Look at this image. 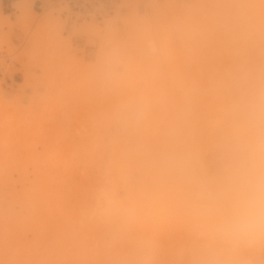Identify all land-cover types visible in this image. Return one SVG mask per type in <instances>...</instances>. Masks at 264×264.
I'll list each match as a JSON object with an SVG mask.
<instances>
[{
	"label": "bare ground",
	"instance_id": "bare-ground-1",
	"mask_svg": "<svg viewBox=\"0 0 264 264\" xmlns=\"http://www.w3.org/2000/svg\"><path fill=\"white\" fill-rule=\"evenodd\" d=\"M36 1L11 6L24 30L41 14L27 41L38 47L0 49L2 78L26 63L24 112L0 86V264H207L213 252L264 264V249L221 251L188 211L189 179L217 167L237 82L264 70V0H75L64 59L41 38L66 26V1Z\"/></svg>",
	"mask_w": 264,
	"mask_h": 264
},
{
	"label": "clouds",
	"instance_id": "clouds-1",
	"mask_svg": "<svg viewBox=\"0 0 264 264\" xmlns=\"http://www.w3.org/2000/svg\"><path fill=\"white\" fill-rule=\"evenodd\" d=\"M237 88L215 171L188 181V211L201 234L232 252L264 249V70L241 78ZM218 255L213 252L207 264H232Z\"/></svg>",
	"mask_w": 264,
	"mask_h": 264
},
{
	"label": "rangeland",
	"instance_id": "rangeland-1",
	"mask_svg": "<svg viewBox=\"0 0 264 264\" xmlns=\"http://www.w3.org/2000/svg\"><path fill=\"white\" fill-rule=\"evenodd\" d=\"M16 0H11V2H15ZM36 1V0H35ZM45 3L46 2H32V4L30 5L31 7H32V11L33 10H39L40 11V9L42 10V11H44V9L43 8H45L44 6H45ZM64 3V4H63ZM44 4V5H43ZM66 4V5H65ZM43 6V7H42ZM58 6H61V7H58ZM41 7V8H40ZM56 7H58L59 9H60V14H59V18L60 19H64V20H66L67 21V24H66V26L62 29V30H56V29H54V30H51L50 28L49 29H45L44 30V33H42L43 35H42V38H41V41H45L43 44H41V47H45V49H50L49 50V52L51 53L53 50L52 49H54L55 50V52L57 53V51H59L60 50V52L62 53H58L59 54V56H61L62 57V55H63V53H64V55H65V57H64V55H63V57L64 58H69V55H67L65 52H66V50L64 51V49H65V45H66V36H67V38H68V35L66 34V33H68L69 32V26H70V24H71V15H72V11L70 10V8H72L71 6H69V4L67 3V2H62L61 4H59V5H56ZM66 8H67V10H66ZM11 9H12V11H13V8H12V6H11ZM62 9V10H61ZM37 10V11H38ZM139 10L141 11V13L142 14H144V12L145 11H143L144 10V7H143V4H141L140 6H139ZM3 13V12H2ZM3 14H8V13H3ZM10 15V19L11 20H8L7 22L8 23H6V21L5 22H0L2 25H0V34H2V35H4V33H3V30L5 31V30H7L6 31V33H8L9 32V36L5 33V36H3L2 38H1V40L2 41H0V42H2L1 44H0V49H9L8 50V52L10 53H12L14 50H15V52H14V54L13 55H15L18 51H19V48H21L20 50H25V48L24 47H26L27 48V51L28 50H35L37 47L36 46H34V44L33 43H31V42H27L29 39H31L32 37H34L33 35H31V34H35L34 33V31H32V30H35L34 29V27H35V25H36V23L38 22V23H41L42 22V20H41V14L39 15V18H40V20H38L39 18H37L38 16H36V17H30V16H28L26 19H25V23L24 24H26V29H28V30H24V29H22L23 27H25V25H23L22 27L21 26H19L17 23H15V19L17 18V16H16V14L15 13H11V14H9ZM13 20H14V22H13ZM33 20V21H32ZM10 21H12L13 23H12V25H10ZM33 22V23H32ZM38 23H37V25H38ZM4 24H6V26H4ZM7 24L9 25V27H10V29H8L7 27ZM34 24V25H33ZM41 25V24H40ZM42 25H43V22H42ZM34 26V27H33ZM33 28V29H32ZM41 28H43V26L41 27ZM2 29V30H1ZM12 29V30H11ZM9 30V31H8ZM23 30H24V33H23ZM43 31V30H42ZM51 31V32H50ZM26 32V33H25ZM29 33V34H28ZM51 34V35H50ZM66 34V35H65ZM6 35H7V37H6ZM32 37H31V36ZM47 35V36H46ZM48 35H49V37H48ZM52 36V37H51ZM64 38H63V37ZM29 37V38H28ZM31 37V38H30ZM4 38H5V41H4ZM9 39V41H8V39ZM26 38H28L27 40H26ZM51 38V39H50ZM64 39H65V41H64ZM6 41H8V43L6 42ZM27 42L26 44H25V42ZM52 41V42H51ZM58 42V43H57ZM63 42V43H62ZM71 44H72V46L73 47H75V48H84L85 49V55H86V57H85V60H89V58L91 57V55H93L92 54V52L94 51V48H92V47H90V46H84L85 44H84V41L82 40V39H80V38H76V37H72L71 39H70V41H69ZM5 43V44H4ZM7 43V44H6ZM45 43H47V44H45ZM48 43H49V46H48ZM11 44L15 47L14 49L13 48H11V47H13V46H11ZM21 44H23L24 46H22ZM54 44V45H53ZM10 48H9V47ZM18 48H17V47ZM46 46H48V47H46ZM54 47V48H53ZM86 47V48H85ZM18 49V50H17ZM13 50V51H12ZM32 50V51H33ZM17 51V52H16ZM64 51V52H63ZM7 51H6V53L7 54H9ZM22 53H24V52H22ZM0 54H5V52L3 53V51H1L0 50ZM61 54V55H60ZM67 55V56H66ZM90 56V57H89ZM30 57V55H28V58ZM62 57V58H63ZM63 58V59H64ZM36 59H37V57H36ZM46 59H50V58H47L46 57ZM75 59V58H74ZM26 60H30V59H27V57L24 59V61H26ZM35 59H33V60H30L31 62H29V64L28 65H30V67H31V65H39L38 63H37V60H35L36 61V64H34L35 63V61H34ZM55 61V60H54ZM27 62V61H26ZM33 62V63H32ZM67 62V61H66ZM12 63L13 64H11V68L13 67V69L15 68V70H19V72L18 73H16L15 74V76H14V80H12V79H9V78H6L5 77V79L4 78H2V77H4V74L2 75V74H0V80L3 82L2 84H0V86H2V90L3 91H5L7 94L9 93V94H11L12 95V98L14 99V101L16 102V104H17V108H18V110L19 111H21V112H24L25 110H26V108H25V104L24 103H22V102H24V96L22 95V94H20L21 93V91H23L24 90V88H25V86L23 85V79H24V76H23V74L21 73V71H22V67H24L23 65H25L26 63H20L19 62V64H17L18 62L16 61H12ZM15 63V64H14ZM31 63V64H30ZM22 64V65H21ZM36 65V66H37ZM62 65V64H61ZM80 65L81 64H79L78 63V65H77V63L74 65L76 68L75 69H79V67H80ZM54 66H55V64H54ZM54 66H51V67H54ZM79 66V67H78ZM26 67V66H25ZM21 68V69H20ZM80 71H82L83 69H82V67H80V69H79ZM79 70H77V71H79ZM32 72L34 71V73H37V74H39L40 73V71L41 70H39V69H36V68H32V70H31ZM79 71V72H80ZM64 72V71H63ZM41 74V73H40ZM63 75V74H62ZM2 76V77H1ZM77 77H78V85H77V83H76V81H77ZM77 77H75L76 79H74V81H75V83H74V81L71 83L72 84V86L73 87H75L76 85L79 87V89L81 90V93L83 92V90L85 89L84 87L86 86V85H83L82 83L84 82L85 83V81H87V79H84V78H87L85 75H79V76H77ZM89 78V77H88ZM3 79V80H2ZM82 79H84V81H82ZM38 80H39V77H38ZM82 81V83H80ZM31 82H33V80L31 81ZM58 82V80H56V83ZM79 83H80V86H79ZM16 84V85H15ZM84 86H82V85ZM75 85V86H74ZM43 85H41L40 83H39V85H38V88H37V93H39L38 95H39V97L42 95H46V93L45 92H47V89L43 86ZM54 86V85H53ZM56 86V88H58V86L59 85H55ZM60 87V86H59ZM84 89H83V88ZM87 87V86H86ZM54 89V88H53ZM78 89V90H79ZM79 90V91H80ZM52 91V90H51ZM43 93V94H42ZM79 93V92H78ZM77 93V94H78ZM41 94V95H40ZM22 95V96H21ZM81 95H83V94H81ZM80 95V93H79V95H78V97L79 96H81ZM77 97H75V98H73V99H76ZM21 101V102H20ZM60 108V107H59Z\"/></svg>",
	"mask_w": 264,
	"mask_h": 264
},
{
	"label": "crops",
	"instance_id": "crops-1",
	"mask_svg": "<svg viewBox=\"0 0 264 264\" xmlns=\"http://www.w3.org/2000/svg\"><path fill=\"white\" fill-rule=\"evenodd\" d=\"M13 2L11 0H1V9L3 13L11 14L13 11L11 5Z\"/></svg>",
	"mask_w": 264,
	"mask_h": 264
},
{
	"label": "built area",
	"instance_id": "built-area-1",
	"mask_svg": "<svg viewBox=\"0 0 264 264\" xmlns=\"http://www.w3.org/2000/svg\"><path fill=\"white\" fill-rule=\"evenodd\" d=\"M69 6H71L73 9H78L79 6L77 4H75L74 2H76L75 0H65Z\"/></svg>",
	"mask_w": 264,
	"mask_h": 264
}]
</instances>
